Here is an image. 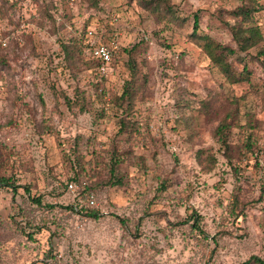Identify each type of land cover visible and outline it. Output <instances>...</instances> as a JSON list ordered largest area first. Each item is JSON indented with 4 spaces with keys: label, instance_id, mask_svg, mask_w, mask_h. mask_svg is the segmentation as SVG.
Instances as JSON below:
<instances>
[{
    "label": "rangeland",
    "instance_id": "obj_1",
    "mask_svg": "<svg viewBox=\"0 0 264 264\" xmlns=\"http://www.w3.org/2000/svg\"><path fill=\"white\" fill-rule=\"evenodd\" d=\"M157 1L0 0V176L19 186L0 187V264L264 261V9L263 41L241 54L250 78L231 85L194 18L197 34L235 47L230 12L243 0H166L173 18ZM100 43L116 47L103 69L88 52ZM131 80L124 115L111 99ZM235 114L224 153L214 130ZM248 114L257 156L241 147ZM121 118L134 134L118 133Z\"/></svg>",
    "mask_w": 264,
    "mask_h": 264
},
{
    "label": "trees",
    "instance_id": "obj_2",
    "mask_svg": "<svg viewBox=\"0 0 264 264\" xmlns=\"http://www.w3.org/2000/svg\"><path fill=\"white\" fill-rule=\"evenodd\" d=\"M92 7H97L98 1L99 0H90ZM155 1H151L153 3ZM150 2L147 4H151ZM156 3V2H155ZM157 4H162V9L166 11V14H169L171 18H173L171 8L168 5L167 1H157ZM150 6H148L149 9ZM264 7H262L257 0H243L242 5L239 7L235 8L230 12V15L234 19V24L230 27L231 34H232V40L235 44V47L223 45L221 43H218L214 41L213 39L207 37V36H202L197 34L198 30V20L197 17L195 16L194 18V36L201 40V48L203 52L207 55V57L210 59V61L216 65L226 81L231 84H238L241 82L248 81L251 75V71L249 70L247 64H244V58L241 56L242 53H247L252 49L259 48L260 43L263 41L262 34L260 32V29L258 26L254 25V15L257 12H260L263 10ZM101 44V43H100ZM61 47L63 52L68 56L71 57L73 55V50L75 47L78 48V43L73 40H67L66 43H61ZM94 46H90L88 48L89 55L91 56L92 60L91 61V66L95 68H101L102 63L92 57V49ZM87 48V47H86ZM133 49V48H132ZM124 52L126 53H131V50L124 49ZM264 55L263 48H260L257 53H256V58L259 59V56ZM234 61L236 60L239 62L242 67L240 71H238L234 67V62H232L230 59H233ZM106 66L109 65L105 64ZM134 68V66H132ZM135 73V72H134ZM135 74H132V77H134ZM134 80V78H133ZM133 80L130 82H125L126 84L123 85L124 91L123 93L118 96V97H112L111 102L113 103L114 101L116 104L123 108V114L127 115L128 110L133 107V100L135 96V85L133 83ZM99 88V86H98ZM101 91H103L100 88ZM236 114L235 116L227 117L224 120H222L215 128L214 130V136L217 138V143H219L220 148L223 149V152L226 153L231 150L230 144H229V130L231 126H234L236 123ZM248 120L246 124L244 125V137H243V142L241 147L243 150L246 152H250L251 154H254L257 156V152L260 149V147L257 145L259 137L251 132L250 130L257 127V122H255L253 119V115L248 114L247 115ZM256 123V125L254 124ZM118 133L119 134H129L132 135L135 133V130L131 128L132 126L129 125L124 118H121L118 121ZM240 153V151H238ZM212 157V156H211ZM209 156V159L211 158ZM208 159V160H209ZM212 162H215V160L212 158ZM120 164V159L113 155L111 158V165H110V172L111 174V185H121L122 180L121 178H116L114 176V171L117 169V167ZM234 171L236 172V168H234ZM0 187H9L12 189L13 193L17 192V189L19 186H16L15 183L12 182L11 178H6L4 176H0ZM25 190L28 191L26 188ZM237 201V200H236ZM37 204H40V200H36ZM64 209H69L72 211H77L76 207L72 206H66ZM84 214L91 218V219H98L99 218V213H97L94 210H89L85 211ZM120 220L121 223L122 220L120 218H117ZM188 221L190 222V228L192 231H196L199 234L205 236L203 230L200 228V223H201V217L197 215L196 213L191 214L188 216ZM30 237L31 234H28ZM32 237V236H31ZM206 237V236H205ZM241 264H264V261L260 259L257 256H251L249 259L245 260Z\"/></svg>",
    "mask_w": 264,
    "mask_h": 264
},
{
    "label": "built area",
    "instance_id": "obj_3",
    "mask_svg": "<svg viewBox=\"0 0 264 264\" xmlns=\"http://www.w3.org/2000/svg\"><path fill=\"white\" fill-rule=\"evenodd\" d=\"M115 46H108L106 44H97L92 49V57L102 63L101 69H103V66L105 64H108L111 62L113 58V52L115 51ZM69 188L72 189L73 186L70 184Z\"/></svg>",
    "mask_w": 264,
    "mask_h": 264
}]
</instances>
